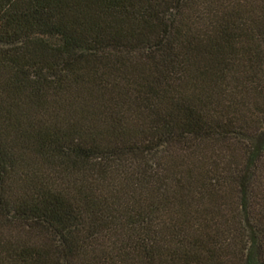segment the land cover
Listing matches in <instances>:
<instances>
[{"label": "trees", "instance_id": "16d2710c", "mask_svg": "<svg viewBox=\"0 0 264 264\" xmlns=\"http://www.w3.org/2000/svg\"><path fill=\"white\" fill-rule=\"evenodd\" d=\"M0 264H264V0H0Z\"/></svg>", "mask_w": 264, "mask_h": 264}]
</instances>
